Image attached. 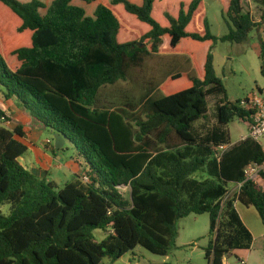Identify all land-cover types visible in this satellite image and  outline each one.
Segmentation results:
<instances>
[{
	"label": "trees",
	"instance_id": "16d2710c",
	"mask_svg": "<svg viewBox=\"0 0 264 264\" xmlns=\"http://www.w3.org/2000/svg\"><path fill=\"white\" fill-rule=\"evenodd\" d=\"M218 1L229 28L221 38L211 32L205 0H0V94L64 133L90 179L59 189L34 175L20 161L28 151L18 138L23 127L0 125V264H102L137 246L168 256L179 221L204 213L208 264L251 247L228 183L241 184L238 203L254 207L264 225V189L246 174L264 165V150L246 138L218 153L231 143L228 132L199 135L194 124L208 113L210 95L226 94L215 44L243 43L262 21L244 0ZM253 1L264 17V0ZM194 46L205 47L199 65ZM171 55L189 59L192 71L169 72L147 89L135 124L127 112L99 106L104 87L128 81L152 56ZM260 56L264 76L263 39ZM248 100L225 98L219 123L249 121ZM0 117L7 120L2 110ZM126 185L131 200L120 192ZM96 230L109 233L99 241Z\"/></svg>",
	"mask_w": 264,
	"mask_h": 264
},
{
	"label": "rangeland",
	"instance_id": "374dc122",
	"mask_svg": "<svg viewBox=\"0 0 264 264\" xmlns=\"http://www.w3.org/2000/svg\"><path fill=\"white\" fill-rule=\"evenodd\" d=\"M205 5L211 32L221 38L229 31L223 15V6L218 0H205ZM244 7L253 14L256 21H262V23L252 31L248 40L243 43L219 40L215 44L213 50L214 66L218 77L222 79L226 87V94L210 95L208 97V113L194 124L195 131L199 135H206L216 128L228 132L231 143L218 148V153L228 150L246 136L249 131L248 123L239 118L234 119L229 124H220L217 112L218 105L225 98L231 102L245 101L259 90L264 92V76L261 73L262 58L260 56L261 40H264L263 7L253 0H244ZM191 49L195 52V58L199 65L203 61L205 47L194 46ZM192 69V62L184 56H152L142 66L130 71L128 81H121L115 85L104 87L100 92L99 106L112 111H125L130 121L135 124V119L142 114L141 98L147 89L154 88V85L169 72H191ZM42 139H49L51 147L57 150L52 129L44 128ZM174 143L177 141L172 140L171 144ZM59 150L58 156H62L60 162L64 164L71 162V165L75 167L79 165L76 162L78 161L83 168V174H85L84 159L79 155V150L73 142L68 141ZM67 168L66 166L63 170H58L53 167L48 174V179L54 181L59 189L74 181L75 176L73 174L71 176ZM80 180L83 181L81 178ZM228 188L229 190L232 188L231 183H228ZM120 192L125 199L131 200L132 189L130 185L120 187ZM2 209L7 213L9 205L2 206ZM178 226L177 248L173 249L168 256H160L137 246L116 262L104 259L102 264H208L205 258V248L209 244V214H191L181 219ZM108 233L103 230H96L95 236L101 241Z\"/></svg>",
	"mask_w": 264,
	"mask_h": 264
},
{
	"label": "crops",
	"instance_id": "0c3cea01",
	"mask_svg": "<svg viewBox=\"0 0 264 264\" xmlns=\"http://www.w3.org/2000/svg\"><path fill=\"white\" fill-rule=\"evenodd\" d=\"M0 110H2L7 118L6 120L4 117H0V125L11 130H14L19 125L23 127L25 136L18 138L28 146V151L20 158V161L28 170L40 178H48V174L53 167L58 170H63L67 166L70 175L73 174L75 176L74 181L78 177L81 178L83 168L80 166V163L76 161L79 165L73 167L71 162L67 164L60 162L62 160V156H58L60 150L53 149L51 147V141L49 144L47 143L49 139H42V132L47 127L36 121L30 111L17 98L5 99L0 94ZM242 140L243 138L239 142ZM255 179L264 189V179L261 177ZM230 183L232 184V188L229 190L228 197L235 199L236 209L242 222L253 235V242L248 249L232 250L225 256L224 263L264 264V225L261 217L254 207H247L238 203L237 197L241 184Z\"/></svg>",
	"mask_w": 264,
	"mask_h": 264
},
{
	"label": "built area",
	"instance_id": "2783aa9c",
	"mask_svg": "<svg viewBox=\"0 0 264 264\" xmlns=\"http://www.w3.org/2000/svg\"><path fill=\"white\" fill-rule=\"evenodd\" d=\"M248 103L254 110V113L251 115L249 121H247L249 125L248 134L243 137V140L246 138H251L255 142H257L261 148L264 150V92L259 90V92L255 93L251 98H248ZM245 103V101H243ZM50 143V140L47 141ZM264 169V165L252 164L247 170L246 174L248 178L255 179L260 177V171ZM81 179L83 182H89V177L86 174H83Z\"/></svg>",
	"mask_w": 264,
	"mask_h": 264
},
{
	"label": "water",
	"instance_id": "95a60500",
	"mask_svg": "<svg viewBox=\"0 0 264 264\" xmlns=\"http://www.w3.org/2000/svg\"><path fill=\"white\" fill-rule=\"evenodd\" d=\"M54 137L56 142V148L61 149L67 142L68 138L64 133L54 131Z\"/></svg>",
	"mask_w": 264,
	"mask_h": 264
}]
</instances>
